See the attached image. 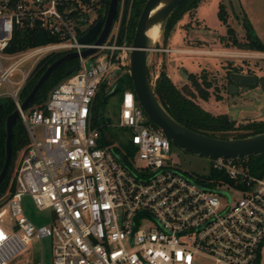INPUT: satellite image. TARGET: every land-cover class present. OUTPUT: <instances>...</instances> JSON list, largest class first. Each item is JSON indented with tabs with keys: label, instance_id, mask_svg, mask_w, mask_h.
Returning a JSON list of instances; mask_svg holds the SVG:
<instances>
[{
	"label": "built area",
	"instance_id": "obj_1",
	"mask_svg": "<svg viewBox=\"0 0 264 264\" xmlns=\"http://www.w3.org/2000/svg\"><path fill=\"white\" fill-rule=\"evenodd\" d=\"M131 4L120 1L118 29L123 16L128 21ZM102 14V0H0V52L15 59L6 68L0 60V86L9 88L0 94L19 107L18 94L37 62L51 52L94 46L78 39ZM37 24L57 41L4 51L16 28ZM118 29L94 53L77 58V69L44 105L20 111L28 141L15 164L14 186L0 204V264H10L44 237L52 241L51 264H199L200 258L209 264L258 263L264 257V176L232 158H209L217 177L194 178L172 166L170 140L129 88L122 91L116 124H110L129 138L107 144L101 137L94 124L99 86L129 72L132 47L117 41ZM28 60L13 88L10 72ZM34 126L43 129L40 140ZM25 195L48 211L45 223L35 225L25 215Z\"/></svg>",
	"mask_w": 264,
	"mask_h": 264
},
{
	"label": "rangeland",
	"instance_id": "obj_2",
	"mask_svg": "<svg viewBox=\"0 0 264 264\" xmlns=\"http://www.w3.org/2000/svg\"><path fill=\"white\" fill-rule=\"evenodd\" d=\"M120 1L124 6L126 0H119L117 13L120 9ZM220 3L225 11V23L218 15ZM187 21L188 23H186ZM245 21L251 24L255 34L264 43V0H202L196 9L182 14L174 24L167 40L164 39L162 30L159 31L156 40L153 41L154 48L149 51L148 55L149 80L153 87L160 71H163L166 75H170L168 77L178 88L183 89L186 86L196 94L195 88L188 78L189 73L193 74L201 86L206 87L210 92V96L206 100L195 95V102L214 115L233 116L236 129L230 133V136L244 132L241 126L252 121L264 122V92L260 85L245 87L231 82L229 85L234 84L237 89L229 92L227 88L226 72L228 70L231 72L242 71L238 73L244 74L254 73L264 78V53L236 47L227 33L229 26L232 28V36L243 42L246 34ZM117 29L118 21L116 19L110 30L109 40L117 35ZM200 29L205 31H199ZM178 47L188 51L173 50ZM0 55L4 68L15 61L5 53L0 52ZM31 60L19 64L16 69L10 72L9 78L13 88L16 86L15 81L21 79L22 74L28 70ZM116 80L114 77L109 78L111 84L107 85L105 92L110 90L113 93ZM202 80L210 82L211 86L207 87ZM8 89L7 83L4 82L0 86V93L6 92ZM216 95L220 97L216 98ZM121 97L122 91H117L101 105L102 115L104 118H109L110 124H116ZM32 108L33 106L29 105L25 114H28ZM240 111H244L248 115L252 114L254 117L240 118ZM229 112H232V115ZM95 115L96 111L94 117ZM114 130L127 139L129 138L128 132L123 129L114 127ZM32 133L38 140L43 137V129L40 126L32 127ZM24 148L25 146L18 151L16 162ZM169 164L184 170L194 178L203 175L209 176L210 173L209 158L184 152L172 145ZM13 178L14 167L8 185L13 182ZM9 194L10 187L0 194V204L7 199ZM231 194L233 198L241 196L236 192H231ZM22 206L25 215L35 225L46 222L44 218L48 216V211H39L29 195L23 197ZM5 219L8 224L13 223V218L10 215H7ZM51 244L52 241L48 237H44L40 241L35 240L30 244V255L34 264H51ZM198 263L209 264V259L200 258ZM256 264H264V257Z\"/></svg>",
	"mask_w": 264,
	"mask_h": 264
},
{
	"label": "trees",
	"instance_id": "obj_3",
	"mask_svg": "<svg viewBox=\"0 0 264 264\" xmlns=\"http://www.w3.org/2000/svg\"><path fill=\"white\" fill-rule=\"evenodd\" d=\"M145 1L146 0H132L128 21L126 22L125 16H123L119 25L117 36V41L119 43H122L124 40L129 44L132 43L137 19ZM199 1L200 0H186L182 2L170 14V16L166 19L164 27L162 29V35L165 40H167V38L169 37L170 31L172 30L177 20H179V18L182 16V14L194 10L197 7ZM108 5L109 0H102L103 14L99 18V21L101 22L104 21ZM218 15L220 19L225 23V11L221 3L219 4ZM117 16L118 13L116 12L115 20L117 19ZM244 26L246 29V34L243 42L232 36V28L228 26L227 33L230 35L232 43L238 48H245L256 52H264V43L255 34L251 24L248 21H245ZM56 41V36L50 34V32L41 25L37 24L32 27L24 26L15 29L13 37L4 51L7 53H15L28 48L48 43H54ZM64 53H66V51L51 52L42 57L37 62L18 94L20 102L27 96L40 75L44 72L45 68L55 59L62 56ZM76 62L77 59H72L61 63L57 68H55L37 91L30 106L41 107L42 105H44L53 88L67 77L65 73L66 69ZM230 73L231 71L229 70L226 72V77L229 81H231L229 76ZM188 78L191 80V84L194 86L196 94L189 87L184 86L183 89L178 88L163 71H160L153 87L160 103L180 123L200 133L221 138L245 137L264 131V122L252 121L245 126H241V128L244 129V132H241L234 136H230V133H232V131L236 129L235 121L227 114L214 115L202 108L197 102H195V95H197L201 99L206 100L209 98L210 92L206 87L204 88L203 86H201V84L193 76V74L189 73ZM202 82L205 83L207 87L211 86L210 82H207L205 80H202ZM114 85L115 88L113 93H111L110 90L108 92H105L107 84L106 82H102L95 96L94 106L96 115L94 117V124L98 125L100 135L103 138L104 142L107 144L115 142L116 140H120L122 134H119L114 130V127H112L108 122L109 118L103 117L101 112V105L111 94H114L117 91H123L126 88L133 90L132 81L128 72L120 76L116 80V83ZM215 97L219 98L220 96L216 95ZM15 108L16 104L11 96H9L8 94H0V170L5 159V120L6 117L15 110ZM105 122L109 123V125H106ZM27 141V131L21 119L18 118L16 123L13 125L12 161L5 181L0 186V194L4 192L9 186L8 184L10 183L9 181L13 171V167L15 168L16 164L15 160L17 157V153L21 147L25 146ZM171 145L174 146L172 143ZM122 146L127 150H130V147L128 145L124 144ZM239 161L249 170L251 174H254L256 176H264V154L257 156L251 155ZM218 174L220 173L211 171L210 177H217L219 176ZM13 186L14 184L12 182L11 188H13Z\"/></svg>",
	"mask_w": 264,
	"mask_h": 264
},
{
	"label": "water",
	"instance_id": "obj_4",
	"mask_svg": "<svg viewBox=\"0 0 264 264\" xmlns=\"http://www.w3.org/2000/svg\"><path fill=\"white\" fill-rule=\"evenodd\" d=\"M186 0H146L138 16L134 36L131 43L129 76L132 81L133 92L138 104L148 119L161 129L170 142L184 152L207 158H232L243 160L248 156L264 154V131L245 137L221 138L192 130L176 120L158 100L148 74V55L154 48L153 40L148 35L154 27L163 29L166 19ZM118 7V0H109L104 21H96L87 32L79 37L80 43H93L94 46L77 51H69L51 62L40 75L27 96L20 102L19 107L10 113L5 120L6 136L4 141L5 159L0 170V186L5 181L12 161L13 125L19 118L20 111H25L32 103L37 91L49 77L51 72L61 63L79 56H89L95 52L98 45H102L113 26ZM77 69V63L66 69L68 76ZM230 80L245 87H255L258 79L254 74L231 72ZM260 88L264 92V78L260 81ZM237 89L234 84L229 85V92ZM232 115V112H229ZM240 118L254 117L244 111L239 112ZM232 119L233 116H231Z\"/></svg>",
	"mask_w": 264,
	"mask_h": 264
},
{
	"label": "crops",
	"instance_id": "obj_5",
	"mask_svg": "<svg viewBox=\"0 0 264 264\" xmlns=\"http://www.w3.org/2000/svg\"><path fill=\"white\" fill-rule=\"evenodd\" d=\"M200 1H202V0H200ZM188 21L186 23H188ZM199 31H205V30L200 29ZM173 50H181L182 51V50H185V48L178 47V48L173 49ZM190 50H193V49H190ZM185 51H188V50H185ZM167 75L170 77L169 74H167ZM10 264H34V260H33V258H31V255H30V250L24 252L22 255L16 257L15 259H13L10 262Z\"/></svg>",
	"mask_w": 264,
	"mask_h": 264
},
{
	"label": "bare ground",
	"instance_id": "obj_6",
	"mask_svg": "<svg viewBox=\"0 0 264 264\" xmlns=\"http://www.w3.org/2000/svg\"><path fill=\"white\" fill-rule=\"evenodd\" d=\"M148 35L150 36V38L153 40H155L158 36V28L154 27L153 29H151L148 33Z\"/></svg>",
	"mask_w": 264,
	"mask_h": 264
},
{
	"label": "flooded vegetation",
	"instance_id": "obj_7",
	"mask_svg": "<svg viewBox=\"0 0 264 264\" xmlns=\"http://www.w3.org/2000/svg\"><path fill=\"white\" fill-rule=\"evenodd\" d=\"M235 71H238V70H235ZM238 72H242V71H238ZM247 74H254V73H249V72H247ZM254 75H255V74H254ZM167 76H168V75H167ZM255 76H256L257 79H258V84H257V85L259 86L262 77L258 76L257 74H256ZM226 79H227V81H228V84H227V88H228V86H229V84L231 83V81H229L227 77H226Z\"/></svg>",
	"mask_w": 264,
	"mask_h": 264
}]
</instances>
